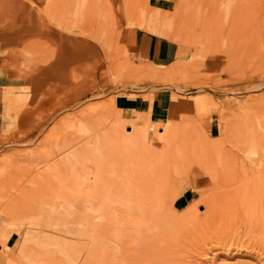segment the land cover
<instances>
[{"label":"rangeland","instance_id":"obj_1","mask_svg":"<svg viewBox=\"0 0 264 264\" xmlns=\"http://www.w3.org/2000/svg\"><path fill=\"white\" fill-rule=\"evenodd\" d=\"M0 73V264H264V0H0Z\"/></svg>","mask_w":264,"mask_h":264},{"label":"crops","instance_id":"obj_2","mask_svg":"<svg viewBox=\"0 0 264 264\" xmlns=\"http://www.w3.org/2000/svg\"><path fill=\"white\" fill-rule=\"evenodd\" d=\"M164 3L165 2H162L161 4ZM159 37L160 36L153 34H144L139 31L135 32L134 38L133 34H131L132 42L140 49L144 57H148V60L157 66L166 67L180 57L182 53L181 47L175 42ZM114 106L118 110L130 112L142 109L147 110L149 111L151 121H163L165 120V113L168 109V101L166 94L156 93L153 95L151 102L144 106L139 99L119 96L114 99ZM189 182L196 183L195 181ZM190 187L193 188L192 185H190ZM190 187L184 190L182 194L174 200L172 209L175 213H182L191 204L199 200V197H195V193L197 192ZM176 208H180L181 210Z\"/></svg>","mask_w":264,"mask_h":264},{"label":"bare ground","instance_id":"obj_3","mask_svg":"<svg viewBox=\"0 0 264 264\" xmlns=\"http://www.w3.org/2000/svg\"><path fill=\"white\" fill-rule=\"evenodd\" d=\"M138 26H141V24H138ZM142 27L152 32L151 28H149L147 26H142ZM122 139L123 138H121V140ZM247 154H248L249 158L253 161L255 158L258 157L259 152H257L256 149H250ZM91 182H92L91 179H89V178H83L82 179V182L79 185V187H80L79 189H81V190L84 189V192H82V193H83L84 199L86 200V203L88 202V197H90V190H91V186H92V185H90ZM77 191H76V193H77ZM104 199H107V201H108L107 202L108 203V211H109L110 215H112V217H115V219H118L119 221L120 220H123V218H121V215H120L119 205L116 202H113V201H111L108 198H104ZM87 207H88V205H87Z\"/></svg>","mask_w":264,"mask_h":264}]
</instances>
